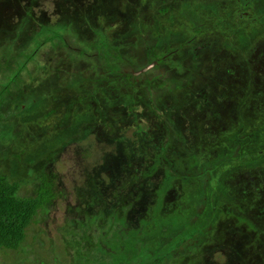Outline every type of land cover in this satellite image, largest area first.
I'll list each match as a JSON object with an SVG mask.
<instances>
[{
	"label": "rangeland",
	"instance_id": "374dc122",
	"mask_svg": "<svg viewBox=\"0 0 264 264\" xmlns=\"http://www.w3.org/2000/svg\"><path fill=\"white\" fill-rule=\"evenodd\" d=\"M52 173L0 264H264V0H0V177Z\"/></svg>",
	"mask_w": 264,
	"mask_h": 264
},
{
	"label": "trees",
	"instance_id": "16d2710c",
	"mask_svg": "<svg viewBox=\"0 0 264 264\" xmlns=\"http://www.w3.org/2000/svg\"><path fill=\"white\" fill-rule=\"evenodd\" d=\"M56 174H44L42 185L37 188L34 196L20 197L16 191L18 184L8 182L0 177V250L15 249L24 239L25 229L31 222L37 210L48 204L54 196L53 180ZM183 239L175 242L179 245ZM161 256L153 259H143L136 264H159ZM112 264H130L118 261Z\"/></svg>",
	"mask_w": 264,
	"mask_h": 264
}]
</instances>
